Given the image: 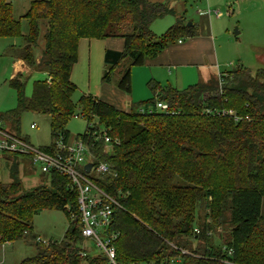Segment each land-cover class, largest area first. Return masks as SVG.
Returning <instances> with one entry per match:
<instances>
[{"label":"trees","instance_id":"16d2710c","mask_svg":"<svg viewBox=\"0 0 264 264\" xmlns=\"http://www.w3.org/2000/svg\"><path fill=\"white\" fill-rule=\"evenodd\" d=\"M169 14L175 22L161 34L153 32L152 22ZM21 18L13 16L9 1L0 0V37H21L18 58L46 77L33 80L28 97L21 74L10 78L16 107L0 119L20 135L22 112L48 115L51 143L40 148L52 152L55 140L69 141L70 117L85 118V130L76 138L87 144L94 163L108 166V173L93 179L119 202L110 226L117 233L119 264H264V65L254 71L239 66L219 77L211 73L185 88L150 80V99L127 111L82 95L75 114L70 74L80 38L123 39L121 50L104 51L102 81L110 83L115 68L127 60L116 86L130 94L131 67L196 36L197 26L165 2L149 0H31ZM157 102L166 103L167 112ZM228 110L237 119L222 114ZM3 156L10 180L0 181V243L25 237L34 215L44 209L61 210L68 220L60 240L40 243L34 235L37 253L17 264H107L104 254L81 246L87 239L80 233L70 179L51 170L45 172L48 184L24 189L19 158L31 161L29 155ZM198 208L204 211L202 221ZM226 223L228 237L214 244L213 230Z\"/></svg>","mask_w":264,"mask_h":264},{"label":"rangeland","instance_id":"374dc122","mask_svg":"<svg viewBox=\"0 0 264 264\" xmlns=\"http://www.w3.org/2000/svg\"><path fill=\"white\" fill-rule=\"evenodd\" d=\"M7 1L12 5L13 16L21 18L31 0ZM184 3L187 21L194 23L198 32L201 18L199 12L210 10L212 13L214 49L218 56L217 67L214 68L215 73H225L239 66L254 71L264 65V0H186ZM214 11H218L220 15L216 16ZM168 17L170 18V16L161 17L156 22L154 21L156 24L153 22L152 25L162 27ZM173 17L175 20L174 15ZM174 20L155 33L161 34L164 32L167 27L174 23ZM40 25L42 31L44 29L43 22ZM21 31L23 34L27 32L25 18H21ZM92 41L97 44L100 43L98 40ZM22 45L23 39L21 37H0V114L7 113L16 107V91L8 84L10 78L18 73L21 74V79L25 81L24 92L26 97L30 96L32 92L33 80L45 78L42 71L31 70L18 58V51ZM88 53L87 45L81 46L80 44V56L71 72V80L76 86V90L72 95V101L76 107L75 114L79 111V100L82 95L99 96L100 92L103 96H108V92L104 90L105 84L116 87L120 77L119 71L128 63L127 60H124L120 66L115 68L110 83L103 82L104 64L101 61L100 53L98 54L96 49H91L90 65L87 60ZM34 55L36 59L39 58V47L34 49ZM97 61H99L98 64ZM131 68L132 89L129 95L133 98V105H137L138 102L148 100L152 96L148 82L155 71L148 66H132ZM167 73L165 70L166 76ZM187 80L185 79L184 83L177 82L176 86L185 88L198 82V77L193 74V77H190L189 81ZM162 82V85L168 84L166 80ZM170 83L175 86L173 80ZM92 120V123L100 131L103 130V126L98 123L97 118ZM0 123L9 131L17 132L10 121L0 119ZM32 123H35V128H30ZM85 127V118L71 116L66 124V129L70 134L69 141L73 142L76 137L83 133ZM18 133L27 138L36 148L49 145L51 143V132L48 115L31 111L22 112L19 116ZM18 171L24 189L38 184H48L49 182L48 176L41 172L39 165L32 164L27 159L19 158ZM9 180L5 158L3 154H0V181L8 182ZM262 212L264 213V196L262 197ZM197 213H199L202 221L204 219L203 209L198 208ZM32 226V231L28 232L25 237L9 243H0V264H17L26 257L34 256L37 253V246L35 245L37 240L40 243H46L50 239H62L68 227V220L61 210L44 209L34 215ZM228 232L229 225L227 223L222 226V229H214L212 237L214 244L224 242V239L228 237ZM34 235L37 240L33 237ZM81 246L83 250L90 254L99 253L90 240H84L81 242Z\"/></svg>","mask_w":264,"mask_h":264},{"label":"built area","instance_id":"2783aa9c","mask_svg":"<svg viewBox=\"0 0 264 264\" xmlns=\"http://www.w3.org/2000/svg\"><path fill=\"white\" fill-rule=\"evenodd\" d=\"M214 13L216 16L220 15L218 11ZM156 107L167 112L168 107L164 102H157ZM225 113L237 119L232 110L222 111V114ZM35 127V123L30 125V128ZM103 140L105 144L111 142V138L106 135ZM13 152L29 155L31 163L38 164L43 173L53 170L70 179L72 189L77 192L81 235L90 240L98 252L105 255L107 264H119L114 247L117 233L110 229L114 208L119 206L118 198L106 193L94 181V177L108 173L109 169L104 163L93 162V155L84 140L79 137L73 142L64 143L60 138L54 141L53 151L48 152L34 147L29 140L10 132L0 123V154ZM87 163H91L89 171L85 169ZM194 231L197 233L198 229L194 228Z\"/></svg>","mask_w":264,"mask_h":264},{"label":"crops","instance_id":"0c3cea01","mask_svg":"<svg viewBox=\"0 0 264 264\" xmlns=\"http://www.w3.org/2000/svg\"><path fill=\"white\" fill-rule=\"evenodd\" d=\"M151 2H165L168 7L174 9L177 14L184 13L186 16V8L184 6L185 0H149ZM200 21H199V32L196 36L191 37L185 41H180L174 44L168 45L155 57L146 60L142 65L135 66H148L155 71L152 74L151 80L158 81L162 84L164 80L167 83L174 86L170 81L176 83H184L185 79L189 81L190 77H193V74L198 77V81L207 78L211 73H214V68L217 67L218 56L214 49V39H213V17L211 12L203 10L199 12ZM166 16L168 19L164 21L162 27L154 26L156 20L151 24V29L154 32H159L160 29H163L166 25L173 22V15L169 14ZM159 19V18H158ZM163 20V19H162ZM175 22V20H174ZM156 24V23H155ZM92 40H98L100 43L97 44ZM80 44L81 46L87 45L89 53L87 56L88 64L90 65V52L91 49H96L97 53H100L101 61L104 64V51L106 49L112 50H121L123 48V39L119 37L105 38V39H94V38H80L77 46V59L80 56ZM23 61V60H22ZM77 62V61H76ZM75 62V63H76ZM74 63V65H75ZM99 61H97V64ZM25 65V63L23 62ZM73 65V67H74ZM26 66V65H25ZM134 66V67H135ZM72 67V69H73ZM29 68V67H28ZM104 70V69H103ZM165 70L168 72L167 76ZM72 72V70H71ZM46 77V73L43 72ZM71 79V74H70ZM72 81V80H71ZM73 82V81H72ZM74 83V82H73ZM75 85V83H74ZM131 85H132V68H131ZM104 90L108 92V96H103L99 92V99L104 102L109 103L120 110H129L133 103L131 95L120 90L117 86L106 85ZM9 243V242H5Z\"/></svg>","mask_w":264,"mask_h":264},{"label":"water","instance_id":"95a60500","mask_svg":"<svg viewBox=\"0 0 264 264\" xmlns=\"http://www.w3.org/2000/svg\"><path fill=\"white\" fill-rule=\"evenodd\" d=\"M188 24H190V22H188ZM236 32H237V31H236ZM90 167H91V163H87V164L85 165V169H86V171H89Z\"/></svg>","mask_w":264,"mask_h":264}]
</instances>
